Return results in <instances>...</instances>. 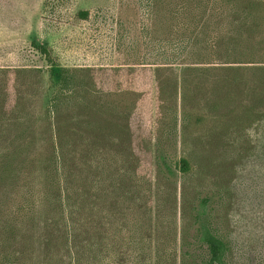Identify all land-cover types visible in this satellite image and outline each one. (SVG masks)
<instances>
[{"label": "trees", "instance_id": "16d2710c", "mask_svg": "<svg viewBox=\"0 0 264 264\" xmlns=\"http://www.w3.org/2000/svg\"><path fill=\"white\" fill-rule=\"evenodd\" d=\"M125 7L131 60L51 67L41 116L0 70V264H231L200 184L264 179V0Z\"/></svg>", "mask_w": 264, "mask_h": 264}, {"label": "rangeland", "instance_id": "374dc122", "mask_svg": "<svg viewBox=\"0 0 264 264\" xmlns=\"http://www.w3.org/2000/svg\"><path fill=\"white\" fill-rule=\"evenodd\" d=\"M130 2L0 0V70L41 69L39 92L33 95L37 116L48 101L51 67L107 66L131 60L128 45L139 37L143 18L128 14L125 6ZM80 10H87L88 16L82 18ZM35 45L44 46L48 56ZM179 151H172L174 158ZM176 179L181 180L178 172ZM200 185L212 196L210 217L230 242L231 264H264V237H254L256 228H264L263 177L203 179Z\"/></svg>", "mask_w": 264, "mask_h": 264}]
</instances>
